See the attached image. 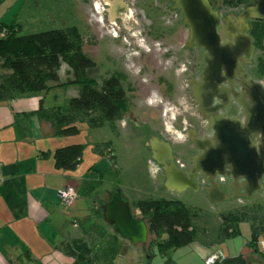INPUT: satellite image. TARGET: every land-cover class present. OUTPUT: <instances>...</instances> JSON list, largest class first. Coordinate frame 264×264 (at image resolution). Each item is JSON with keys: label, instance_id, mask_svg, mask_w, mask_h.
<instances>
[{"label": "rangeland", "instance_id": "obj_1", "mask_svg": "<svg viewBox=\"0 0 264 264\" xmlns=\"http://www.w3.org/2000/svg\"><path fill=\"white\" fill-rule=\"evenodd\" d=\"M17 2L18 0H2L0 12ZM21 2L20 20L23 24L21 34L75 26L83 37L84 52L95 62V66L87 70V76L94 78L101 85L116 71L125 74L123 86L128 102L124 120L127 125H120L117 120L113 127L107 124L91 131L85 123H79L77 125L79 131L73 135L80 142L79 144L85 145L83 153L87 158L92 156L90 144H88L90 141L111 140L112 142L117 166L102 179L101 185L97 189L98 196L103 194L104 190L119 189L125 199L179 200L197 211V216L193 221L197 232L194 242L206 246L221 245L229 256L237 255L243 251L249 261H260L252 247L248 246L250 241L248 223L241 222L236 215H233L230 218V224L235 232L222 243L220 242V229L222 227L221 214L244 206L259 204L264 207V176L262 179L263 188L260 191H255L250 197L241 194L232 196L230 183L227 185L222 183L221 189L231 196L219 203H212L207 196L206 185H201L198 190L186 188L181 191H170L167 189L163 175L157 174L158 170L154 169L153 162L150 160L147 133L150 127L158 126L159 120L151 121V119L157 116L159 111L156 107L146 104V97L154 91L157 95L176 104L181 100L180 98L183 99L189 95V88L185 86L184 79L187 77L188 71L183 73L179 70L189 68L192 63L200 61V52L183 48L187 30L180 20L181 15L178 14L175 17L168 8L164 10V7L158 6L154 0H127L130 7L137 12L138 26L135 30L137 37L132 38L126 31L117 27L118 23L116 26H109L106 23V18L100 12L99 0H21ZM213 5L218 11H230L221 6V0H215ZM159 25L165 33L163 39L156 38ZM219 32L223 38V31L219 30ZM123 35L125 40H123ZM158 41L163 42L162 50L168 48L173 51L181 46L178 62L171 63L170 55L172 54L170 51L164 55L160 50L154 51L153 43ZM145 47L149 50L147 51ZM259 55L260 53L255 51L249 70L252 76L264 85V76L259 75L256 71V60ZM168 61L170 62L167 64ZM61 75H64L63 70H61ZM182 103L184 105V102ZM176 106L180 111V116L183 113L184 117H187V121H194V118L189 114L190 111L184 112L180 105ZM190 110L194 111L192 108ZM131 112H136L139 117L141 116V121L136 122L130 118ZM146 113L152 114L153 117ZM179 122L180 119L177 120V126L180 125ZM163 135L166 138L170 137L167 132H163ZM174 146L179 151L183 162L188 164L192 150L184 152L185 144L179 145L174 142ZM110 156H112V150H110L109 159ZM95 196L93 194L89 202L92 203ZM134 216L139 218L135 214ZM113 232L117 234L115 230ZM117 242H122L129 248L135 256L134 260L142 261L141 259L146 257V242L133 243L119 234H117ZM215 249L222 250L221 248ZM154 251L156 252V249ZM194 254L190 245H186L168 250L164 256L156 254L152 264H164L167 258L172 261L179 259L180 262L184 260V264L197 263L198 258ZM206 255L202 258V262Z\"/></svg>", "mask_w": 264, "mask_h": 264}, {"label": "crops", "instance_id": "obj_2", "mask_svg": "<svg viewBox=\"0 0 264 264\" xmlns=\"http://www.w3.org/2000/svg\"><path fill=\"white\" fill-rule=\"evenodd\" d=\"M20 3L21 0H18L17 4L12 3L3 13L0 12V23L16 21L21 32L23 24L20 20ZM67 71L68 67L62 64L58 72L59 82H50L48 91L0 103V264H92L87 259L89 248L82 241V236L88 232L99 237L96 245L100 252L99 264H145L146 257L142 261L134 260L135 256L129 248L117 242L113 226L100 217L102 206L116 190H104L103 194H97L102 179L117 166L113 146L114 166H111L108 155H98L92 150V145L98 142L90 141V158L82 153L81 161L74 170L56 169L53 151L80 142L73 135H55L48 122L30 115L40 105H62L78 94L79 87L75 84L58 85L66 81L64 78H71ZM148 115L153 117L152 114ZM156 120H159L158 126L154 127L156 132L149 140L147 138L149 152L154 158L151 141L164 143L159 138L161 135L158 132L162 128L158 113L151 119ZM118 121L120 125H127L124 115ZM160 173L167 189L177 191L167 184L164 168L158 169L157 174ZM67 186L74 187L78 196L69 208H63L57 192ZM93 194L96 196L91 203L89 200ZM123 199L129 204L137 200ZM133 214L141 218L137 211ZM66 243L75 251L74 256L65 253ZM188 245L198 258L197 263L190 264H202V258L211 250L222 249L221 245L206 246L194 241ZM241 253L244 254L243 251ZM225 256L229 255L225 253ZM178 260L174 259L173 262L184 264V260Z\"/></svg>", "mask_w": 264, "mask_h": 264}, {"label": "trees", "instance_id": "obj_3", "mask_svg": "<svg viewBox=\"0 0 264 264\" xmlns=\"http://www.w3.org/2000/svg\"><path fill=\"white\" fill-rule=\"evenodd\" d=\"M2 0H0L1 2ZM214 4L215 0H211ZM253 0H221L226 9L247 6ZM0 103L19 96L36 94L50 89V82H59V70L64 64L71 78L58 85L75 84L79 87L76 96L65 104L51 107L39 106L30 113L40 121L50 124L55 135H76L77 124L85 123L88 128H100L119 120L127 110V94L123 86L125 74L114 72L101 85L87 76V70L95 62L83 50V37L77 27L66 26L49 30L21 34L20 25L0 23ZM249 35L255 50L260 53L256 60V71L264 76V20H253L249 26ZM112 142H98L92 150L98 155L110 154ZM84 150L83 144H69L53 151L56 169L71 171L80 163ZM111 166L115 165L114 156H110ZM132 211H137L147 226L146 259L150 264L156 254L165 255L168 250L186 246L195 240L197 234L193 225L197 211L179 200L164 198L137 199L130 203ZM236 215L241 222L248 223L250 241L248 246L264 262V251L259 241L264 240V207L262 205L244 206L221 214L220 242L234 234L230 218ZM100 217H102L100 213ZM83 243L89 248L87 259L99 264L100 252L96 249L99 237L88 232L82 236ZM156 249V252L154 251ZM66 254L76 253L68 244H64ZM164 264H175L170 258ZM217 264H249L243 253L225 256Z\"/></svg>", "mask_w": 264, "mask_h": 264}, {"label": "water", "instance_id": "obj_4", "mask_svg": "<svg viewBox=\"0 0 264 264\" xmlns=\"http://www.w3.org/2000/svg\"><path fill=\"white\" fill-rule=\"evenodd\" d=\"M184 21L189 27L188 45H195L204 50L203 81H212L224 69L232 75L236 68L242 71L243 80L240 82L242 93L234 96L241 106L243 121L236 118H226L218 115L206 114L209 127L213 134L211 138L200 139L195 136L193 143L200 152L192 159V166L188 170L178 168L171 160L165 164L167 184L177 191L190 188L199 189L196 174L205 177L206 193L212 203H219L231 195L250 197L255 191L263 188L264 176V85L255 81L238 64L242 56L244 62L252 58L254 45L247 33L249 27L233 32L228 29V37L222 41L218 28L220 17L209 0H174ZM264 20V0H254L245 6L239 15V20L245 18ZM216 78V77H215ZM216 81V80H215ZM215 81L212 83L215 89ZM205 85H203L204 87ZM196 90V94H198ZM202 108V107H201ZM153 155L159 159L164 151H170L166 143L152 140ZM168 146V147H167ZM231 179L232 194L227 195L220 188L217 177ZM242 190L243 193H239ZM103 220L113 226L115 232L133 243H145L147 240V226L142 218H135L128 201L124 200L120 190L116 189L110 200L102 206ZM249 264H264L251 260Z\"/></svg>", "mask_w": 264, "mask_h": 264}, {"label": "flooded vegetation", "instance_id": "obj_5", "mask_svg": "<svg viewBox=\"0 0 264 264\" xmlns=\"http://www.w3.org/2000/svg\"><path fill=\"white\" fill-rule=\"evenodd\" d=\"M155 3L160 6L168 8L171 14H174L176 17L178 14L181 15L180 20L184 23L187 35L185 37L183 48L189 50H196L200 52V61L192 63L189 68L180 69L179 72L188 71V75L185 79V86L189 88V95H186L183 99L180 98L176 104L174 102L169 101L167 98H163L160 95H157L154 91L150 92V94L146 97V104L151 107H156L159 111V119L161 123L162 131L158 132L161 136L162 142L166 143L170 147V151L162 152V155L158 156L159 159L154 158L151 154V161L153 162V166L155 169L163 170L165 165L161 163V160H165V164H169L170 160L180 169L188 170L192 166V159L193 157L199 153L200 151L195 148L193 143V138L198 137L202 140L205 138H211L213 131L209 127L208 115H213L216 112L218 115H222L226 118H236L240 121H243L244 116L242 114V109L239 103L237 102L234 93L239 94L242 93V86L240 82L243 80V74L241 69L238 67L233 70L232 75L227 73L224 69L221 70L219 75H215L214 79L211 81H203V56L204 50L200 47L195 45H188L187 38L189 34V27L184 21V17L182 12L175 7L174 0H154ZM211 2V0H209ZM114 2L115 5L111 3ZM211 4H213L211 2ZM113 6V7H112ZM214 6V5H213ZM99 8L103 17L106 18V23L109 26H118L120 29H123L128 33V35L132 38L137 37V32L135 31L138 26L137 21V12L134 11L130 5L127 3V0H99ZM215 9V7H214ZM217 10V9H215ZM228 12L218 11L220 17V27L219 30H222L224 33V37L221 39L225 41L228 37V29L232 30L233 32H237L238 30L243 29L244 25L247 24L248 27L250 26L251 21L250 18H245L243 20H239L240 13L244 10V7L237 8V9H229ZM174 17V19H175ZM103 20V18H102ZM173 22V21H172ZM112 28V27H111ZM159 31L156 32V38L163 39L165 33L161 30V26H158ZM249 34V30L247 31ZM220 34V32H219ZM123 40H125V36L123 35ZM230 39V38H229ZM139 42V41H138ZM162 43L163 42H154V51H161L164 55L167 51L170 50L167 48L162 50ZM253 43V40H252ZM140 44V43H139ZM143 46L142 44H140ZM254 45V44H253ZM147 51L149 48L145 47ZM181 46L170 51L172 58L170 61L171 63H176L180 59V51ZM255 46L254 51L252 54V58L249 62H244L245 56L241 57V60H238V64L242 66L243 70H245L249 76L253 78V80L257 81L251 74L249 70V65L252 62L254 53H255ZM169 52V53H170ZM161 54V55H162ZM168 61L167 64L170 62ZM180 74V73H179ZM216 77V78H215ZM216 80V81H215ZM213 81H215L216 87L213 89ZM203 85H205L203 87ZM196 90H198V94H196ZM190 100V101H189ZM186 101V103H185ZM184 102V105L183 103ZM180 105L184 112L190 111V115L194 118V121H187V117H184L183 113L180 116V111L178 110L176 105ZM202 107V108H201ZM194 111H191L190 109ZM124 113L123 115H125ZM186 116V115H185ZM130 118H133L134 121H141V118L138 116L136 112H131L129 114ZM189 117V115H188ZM190 118V117H189ZM180 119V125L177 126V120ZM162 120V121H161ZM155 128L150 127L147 138L148 140L153 136L155 133ZM163 132H167L170 137L166 138L163 135ZM157 136V135H156ZM155 136V137H156ZM157 138V137H156ZM174 142L176 144H185L186 148L185 151L189 152V149L192 150V153L189 155V163L185 164L179 155V151L175 149ZM167 146V147H168ZM196 180L199 183V187L201 185H206L205 177L201 176V173L196 174ZM217 180L220 183V188L222 183L231 185V179L227 177L218 176ZM242 192V190H240Z\"/></svg>", "mask_w": 264, "mask_h": 264}, {"label": "built area", "instance_id": "obj_6", "mask_svg": "<svg viewBox=\"0 0 264 264\" xmlns=\"http://www.w3.org/2000/svg\"><path fill=\"white\" fill-rule=\"evenodd\" d=\"M2 161L0 158V184L2 182L1 174ZM60 204L63 208H69L74 200L77 198V190L72 186H67L57 192ZM260 249L264 251V240L259 241ZM225 257L224 253L220 249H215L209 252L204 258L202 264H217Z\"/></svg>", "mask_w": 264, "mask_h": 264}, {"label": "bare ground", "instance_id": "obj_7", "mask_svg": "<svg viewBox=\"0 0 264 264\" xmlns=\"http://www.w3.org/2000/svg\"><path fill=\"white\" fill-rule=\"evenodd\" d=\"M112 5H115L114 2L111 3ZM113 7V6H112Z\"/></svg>", "mask_w": 264, "mask_h": 264}]
</instances>
